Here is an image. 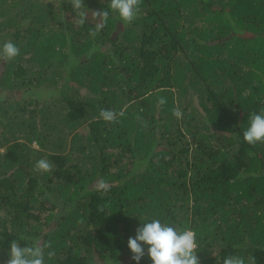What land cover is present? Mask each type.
<instances>
[{
	"label": "trees",
	"instance_id": "16d2710c",
	"mask_svg": "<svg viewBox=\"0 0 264 264\" xmlns=\"http://www.w3.org/2000/svg\"><path fill=\"white\" fill-rule=\"evenodd\" d=\"M109 4L84 0L79 26L67 0H0V49L20 50L0 53V264L13 240L50 243L45 264H136L153 219L193 230L199 264H264V143L243 139L264 110V0H142L131 24Z\"/></svg>",
	"mask_w": 264,
	"mask_h": 264
},
{
	"label": "clouds",
	"instance_id": "9594fccd",
	"mask_svg": "<svg viewBox=\"0 0 264 264\" xmlns=\"http://www.w3.org/2000/svg\"><path fill=\"white\" fill-rule=\"evenodd\" d=\"M67 2L78 14L77 25L82 26L87 17V13L81 10L84 7V0H67ZM141 3L142 0H110L109 8L117 13L119 19L125 24H131L139 13ZM93 13L99 21L95 28L89 31V35L94 39L98 32L106 26L109 11L101 10ZM19 51V48L11 41L5 42L0 49L2 58L6 61L17 57ZM166 102V98L159 97L157 104L163 106ZM172 114L178 119L182 117V112L178 107L173 109ZM123 115V111L116 113L110 109H101L99 112L100 119L112 123L118 122V116ZM249 121V127L243 132L244 141L251 146L264 143V110L259 114L252 113ZM52 167V164L46 159H40L35 164L37 172H50ZM108 187L104 181H100L96 186L98 191L104 192L108 191ZM99 210L103 211V208ZM127 245L133 254L131 259L136 264H139L145 255L144 246H147V255L152 264H199L196 255L198 249L196 233L191 229L178 231L172 226L162 224L159 219H153L138 227L135 237H130ZM45 248H51V244L42 245L37 241L33 246L22 247L16 240H13L10 242L8 259L4 264H45ZM54 255V251L47 252L49 259ZM223 264H245V260L239 256H228L223 260Z\"/></svg>",
	"mask_w": 264,
	"mask_h": 264
},
{
	"label": "rangeland",
	"instance_id": "374dc122",
	"mask_svg": "<svg viewBox=\"0 0 264 264\" xmlns=\"http://www.w3.org/2000/svg\"><path fill=\"white\" fill-rule=\"evenodd\" d=\"M35 145V144H34Z\"/></svg>",
	"mask_w": 264,
	"mask_h": 264
}]
</instances>
